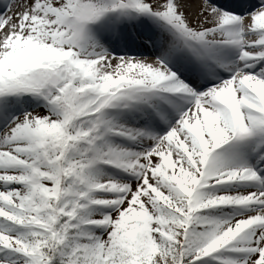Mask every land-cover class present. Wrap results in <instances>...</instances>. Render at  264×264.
<instances>
[{"label": "snow or ice", "instance_id": "snow-or-ice-1", "mask_svg": "<svg viewBox=\"0 0 264 264\" xmlns=\"http://www.w3.org/2000/svg\"><path fill=\"white\" fill-rule=\"evenodd\" d=\"M0 31V264H264V0H2Z\"/></svg>", "mask_w": 264, "mask_h": 264}, {"label": "bare ground", "instance_id": "bare-ground-1", "mask_svg": "<svg viewBox=\"0 0 264 264\" xmlns=\"http://www.w3.org/2000/svg\"><path fill=\"white\" fill-rule=\"evenodd\" d=\"M16 2H19V0H16ZM199 2H200V0H197V4H199ZM195 12H196V8L193 7V8L190 10L189 16L195 14Z\"/></svg>", "mask_w": 264, "mask_h": 264}, {"label": "rangeland", "instance_id": "rangeland-1", "mask_svg": "<svg viewBox=\"0 0 264 264\" xmlns=\"http://www.w3.org/2000/svg\"><path fill=\"white\" fill-rule=\"evenodd\" d=\"M192 18V15L189 16V19ZM0 36H3V31H0Z\"/></svg>", "mask_w": 264, "mask_h": 264}]
</instances>
